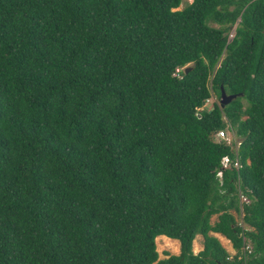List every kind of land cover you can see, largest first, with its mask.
Listing matches in <instances>:
<instances>
[{
	"label": "trees",
	"instance_id": "16d2710c",
	"mask_svg": "<svg viewBox=\"0 0 264 264\" xmlns=\"http://www.w3.org/2000/svg\"><path fill=\"white\" fill-rule=\"evenodd\" d=\"M181 2L0 0V264H264V0Z\"/></svg>",
	"mask_w": 264,
	"mask_h": 264
},
{
	"label": "rangeland",
	"instance_id": "374dc122",
	"mask_svg": "<svg viewBox=\"0 0 264 264\" xmlns=\"http://www.w3.org/2000/svg\"><path fill=\"white\" fill-rule=\"evenodd\" d=\"M186 3H190V0H182L180 6L178 7V10H180ZM215 101V96L212 95L211 98L205 102L203 108L207 109L211 105L212 102ZM226 131V130H225ZM230 134L229 132H227ZM235 220V222L238 225H241V227L246 228L242 223H241V216L236 215L234 212H230ZM216 222V216H212L210 218V223L213 224ZM210 236L216 238V240L219 242L220 246L225 250V252L228 254L229 257H232L235 255V251L231 248V244L229 241L223 239V237L219 236H214V234L210 233ZM219 235V234H218ZM158 253H157V260H164L168 256H177L179 254V244L176 243H165V242H160L158 244ZM191 249L193 254H197L199 251L202 249V238L201 236L197 235L192 241L191 244ZM157 246V245H156ZM157 248V247H156Z\"/></svg>",
	"mask_w": 264,
	"mask_h": 264
},
{
	"label": "built area",
	"instance_id": "2783aa9c",
	"mask_svg": "<svg viewBox=\"0 0 264 264\" xmlns=\"http://www.w3.org/2000/svg\"><path fill=\"white\" fill-rule=\"evenodd\" d=\"M233 31L234 30L232 28L229 31V33L227 34V42H229L232 39L233 33H234ZM214 138H215V140L217 142H224L227 146H230V148H232V149H236L237 146L239 145V143L233 138V136L231 134H228L227 131H225V130H220V131L216 132ZM230 164H231L230 160L227 157H224V158L221 159V162H220L221 169L218 170L217 173H216V177L218 179H220V177H221V170L228 168L230 166ZM232 165H233V167L236 170L240 168L237 160H235L232 163ZM237 194H238L239 205H243V204H247L248 203V199L243 193H240V191L238 190ZM242 251L249 252L248 245H244Z\"/></svg>",
	"mask_w": 264,
	"mask_h": 264
},
{
	"label": "water",
	"instance_id": "95a60500",
	"mask_svg": "<svg viewBox=\"0 0 264 264\" xmlns=\"http://www.w3.org/2000/svg\"><path fill=\"white\" fill-rule=\"evenodd\" d=\"M190 67H185L183 69V73H187L189 71ZM237 97L239 96H236V95H230V96H227L223 90L220 88V94H219V100H218V105L220 107V109H222L224 106H226L228 103H230L231 101H233L234 99H236ZM207 108H210L207 107Z\"/></svg>",
	"mask_w": 264,
	"mask_h": 264
},
{
	"label": "bare ground",
	"instance_id": "6f19581e",
	"mask_svg": "<svg viewBox=\"0 0 264 264\" xmlns=\"http://www.w3.org/2000/svg\"><path fill=\"white\" fill-rule=\"evenodd\" d=\"M160 242H165V243H176V244H178V242L177 241H175V240H171V239H168V238H166V237H158L157 239H156V247H157V253H158V244L160 243Z\"/></svg>",
	"mask_w": 264,
	"mask_h": 264
},
{
	"label": "crops",
	"instance_id": "0c3cea01",
	"mask_svg": "<svg viewBox=\"0 0 264 264\" xmlns=\"http://www.w3.org/2000/svg\"><path fill=\"white\" fill-rule=\"evenodd\" d=\"M214 236L216 237V236H219V237H221V235H218V234H214ZM223 239H225V238H223ZM226 240V239H225Z\"/></svg>",
	"mask_w": 264,
	"mask_h": 264
}]
</instances>
